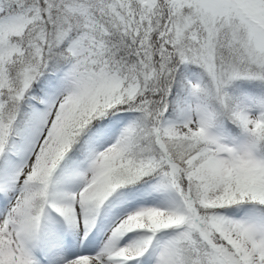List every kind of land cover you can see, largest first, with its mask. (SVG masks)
<instances>
[{
  "label": "snow or ice",
  "instance_id": "snow-or-ice-1",
  "mask_svg": "<svg viewBox=\"0 0 264 264\" xmlns=\"http://www.w3.org/2000/svg\"><path fill=\"white\" fill-rule=\"evenodd\" d=\"M0 264H264V0H0Z\"/></svg>",
  "mask_w": 264,
  "mask_h": 264
}]
</instances>
